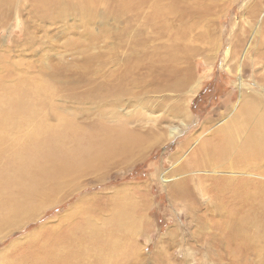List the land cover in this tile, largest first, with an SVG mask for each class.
<instances>
[{"label": "bare ground", "instance_id": "bare-ground-1", "mask_svg": "<svg viewBox=\"0 0 264 264\" xmlns=\"http://www.w3.org/2000/svg\"><path fill=\"white\" fill-rule=\"evenodd\" d=\"M221 1L34 0L33 12L28 16L34 29L29 26L23 39L11 43H16L15 47L23 46L19 51L25 54L27 45L42 42L41 37L36 39L32 35L42 28L41 23H56L74 16L79 29L81 26L80 36L70 38L67 50L81 59L75 65L52 63L43 71L47 78L40 76V79L26 75L29 63L11 59L14 46L11 43L1 46L5 42L0 39V231L35 220L44 207L67 200L78 189L77 181L82 175L91 174L99 167L141 158L152 143L162 138L156 131L162 128L163 120L167 122L171 116H179L185 125L188 118L185 91L194 79L190 59L215 42L207 39L206 28L196 30V44L189 35L195 22L202 21L200 27L205 23L210 25L214 13L210 14L208 8ZM252 2L246 12L254 19L262 15L264 4L261 0ZM14 6L13 0H0V27L4 31L14 17ZM261 23L264 25V13ZM248 28L238 26L233 32L230 56L238 53ZM262 38L256 40L260 48L252 61L260 63L262 74L257 72L256 79L264 87V26ZM39 49L34 47L30 51ZM15 67L25 74L15 75ZM245 89L237 105H233L237 109H233L229 120L214 129L213 141H219L211 140L209 145L208 136L200 139L187 158L170 171L171 174L182 172L183 176L167 184L170 197L187 206L191 200L188 195L192 194L195 202L206 179L205 189L217 202V212L223 214L218 220H211L214 228L211 236L219 235L220 230L227 232L222 246L227 242L230 247H221L230 253L228 264L238 260L232 247L238 234L239 246L246 243L248 250L250 246H255L251 248L257 251L264 249L259 244H264V106L260 108L264 91L261 94L258 88L250 86ZM151 92L157 96L151 98ZM151 99H154L152 103ZM124 101L163 114L151 119L135 109L133 115L122 120L118 108ZM223 105L225 111L219 114L232 110L228 101ZM83 116L84 119L78 120ZM132 121L136 124L128 126ZM179 128V124L168 126L169 136L180 134ZM191 140L188 136L179 147L184 150ZM225 169L233 174L219 178L208 171ZM201 170L207 174H198ZM241 172L247 174L238 175ZM137 188L143 192L125 189V195L110 199L108 214L101 219L88 214L82 215V222H74L70 215L76 213L74 209L79 201L73 202L56 216L55 226L44 224L38 228L47 230L34 240L42 243L39 249L20 253L9 263L117 264L121 261L120 264H125L131 258L130 261H136L133 239L140 233L142 221L147 220L139 216L150 208L147 184ZM193 204L189 208L192 211L196 209ZM196 220L203 222L202 217ZM220 251L217 258L222 256Z\"/></svg>", "mask_w": 264, "mask_h": 264}, {"label": "rangeland", "instance_id": "rangeland-1", "mask_svg": "<svg viewBox=\"0 0 264 264\" xmlns=\"http://www.w3.org/2000/svg\"><path fill=\"white\" fill-rule=\"evenodd\" d=\"M13 1L16 9L14 10V17H11L8 25L5 26L8 30L4 31L3 27H0V39L5 42L1 46L11 43L12 40L13 42L19 41L24 36L26 29H29V26L34 29L33 24L28 21V16L31 15L34 9V0ZM252 1L255 0H223L218 5L211 6L210 4L209 13H214L210 16V25L205 23L203 24L205 26L200 27L202 24V21H200L195 22L192 26L194 31L189 35V38L192 41L195 40V42L193 41L194 44L197 42L196 30L201 28H206L207 39L210 42L213 40L215 42L208 45L210 46L209 49L204 48L208 51L206 54V50L201 53L199 51L198 54L196 53L190 59L194 79L185 91V106L188 114L185 125L184 123L181 124L180 121L182 120L179 119V116H171V120L167 122L163 120L161 123L162 128L156 131L161 134L162 138L152 143L141 158L130 160L121 165L99 167L91 174L82 175L77 181L78 189L73 195H69L67 200L59 205L56 203L53 206L44 207L35 220L21 222L19 227L12 229H2L0 231V264H10L12 257L17 259L20 253L39 249V245L42 243L34 240L43 236L47 230H44V228L38 230V228H41V225L44 224L51 226L54 224L55 226L58 223L55 221L56 216L67 210L68 206L72 205L73 202L79 201L74 209V212H76L74 213L75 216L73 214L70 215L73 216L74 222H82L84 219L82 215L88 214H91L90 217L95 215L101 219L108 214L110 199L112 200L113 197H119L122 194L125 195V189L134 191L138 189V185L144 186L145 184H147L148 188L146 194L150 196V208L148 207L147 212L144 211L142 212L143 215L139 216L141 220L145 218L147 220L142 221L140 233L138 232L133 239L137 249L136 261H130L131 258L129 261H124L125 264L230 263V261H226L228 260V254L230 256L229 251L222 249V247H230L227 242L226 246H222L227 232L220 230L219 235L214 236V238L211 236L214 233L211 220L216 221L223 214L217 212L215 206L217 202L211 196V192L205 189L207 186L206 179L203 181L205 184L203 191L197 196L195 202L192 200V194L188 195L191 200L188 201L189 204L187 206L183 201L170 197L167 184L169 181L183 176L182 172L171 174L170 171L175 165L187 158L200 139L208 136L210 145L211 140H214L212 137L214 129L226 122L225 120H229L233 109L235 107L237 109V106L233 105H237L242 92L247 91L245 87L258 88L257 90L261 94L262 90L264 91V87L256 79L257 72L260 71V74H262L260 63L257 65L256 62L252 61V57L258 55L257 52L260 48L256 40H259L260 37V41L263 39L264 25L261 23V16L264 11H261V16L258 14L256 18L252 19L246 12L248 10L246 8L252 7ZM261 3L264 4V0H261ZM221 13L223 14L221 15ZM217 16H219L218 20ZM41 24L39 26L42 28L35 30V35L34 33L32 35L36 39L41 37L42 42L35 41L27 45L25 47L27 50L24 49L25 54L19 51L23 46L15 47L16 43L10 44L11 47L14 46L11 49L13 55L11 59L21 63H29V67L26 68V75L38 76L40 79L41 77L47 78L44 72L51 67L52 63L61 62L75 65L77 60L81 59L80 55L67 50L70 38L80 36L81 26L79 29L77 18L74 19V16H70L56 23L43 22ZM238 26L240 28L249 27V30L238 53L233 57L230 56L232 49L230 40L234 35L233 32L237 31ZM209 29L211 33L208 31ZM197 44L201 47L206 46V44L202 43ZM34 47H40L39 51H30ZM207 56H209V59L206 58ZM14 72L15 75H18L19 68L15 67ZM21 72L24 73L22 70ZM149 95L151 98L157 96L154 92ZM153 101L154 99H151V103ZM225 101H228L233 106L231 107L232 110L227 111L228 113L225 114H219V112L225 111L223 105ZM134 104L129 101L122 103L118 108L120 119L123 120L127 116L133 115V110L135 109L151 119L163 114L159 111L149 110L142 105ZM263 106L264 101H261L260 108H263ZM84 118V116L79 117L78 120ZM51 122L55 123V121ZM134 124L136 123L132 121L128 126ZM141 124L143 127L146 125L145 121L141 122ZM178 124L181 131L180 134H176L173 137L169 136L168 126H176ZM240 135L243 136L244 133ZM188 136L192 140L189 144L186 143L187 145H185L183 150V147H179V145ZM193 137L196 138L193 139ZM218 141H213V143ZM175 154L176 158L174 157ZM208 171H212V175L219 178L233 174L227 169ZM250 173L252 172H248L249 175ZM198 174L207 173L201 170V173ZM245 174L247 172L238 173L240 176ZM188 175L184 174V176ZM162 178L164 179L161 180ZM137 191L139 193L143 192L142 190ZM192 203L196 205L194 211L189 209ZM0 205H2L1 198ZM200 217L203 218V222L196 223V219ZM92 220L96 219L92 218ZM233 231L236 230L233 229ZM250 233L252 234V231ZM238 235L240 238V234ZM3 236L5 237L3 238ZM239 238L237 242H232L234 255L238 258L233 264H255L258 261H264V249L257 251V249L251 248L255 246H250L248 250L249 247H246V243L243 246H239ZM259 244L264 248L263 243ZM218 245L220 246L218 247ZM58 246L61 247L62 245L59 244ZM252 249H255V251ZM219 251L222 255L221 258H217ZM250 251H253V253L248 256ZM258 252L260 255H258ZM253 255L255 256V261L253 260ZM120 262L115 263L120 264Z\"/></svg>", "mask_w": 264, "mask_h": 264}, {"label": "crops", "instance_id": "crops-1", "mask_svg": "<svg viewBox=\"0 0 264 264\" xmlns=\"http://www.w3.org/2000/svg\"><path fill=\"white\" fill-rule=\"evenodd\" d=\"M241 251V250H240ZM252 253H253V251H250L249 253H248V256H251L252 255ZM248 258V257H247ZM255 256L253 255V260L255 261Z\"/></svg>", "mask_w": 264, "mask_h": 264}]
</instances>
